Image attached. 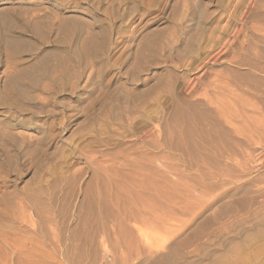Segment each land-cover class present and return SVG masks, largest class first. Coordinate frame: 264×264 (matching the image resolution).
<instances>
[{
    "label": "rangeland",
    "instance_id": "obj_1",
    "mask_svg": "<svg viewBox=\"0 0 264 264\" xmlns=\"http://www.w3.org/2000/svg\"><path fill=\"white\" fill-rule=\"evenodd\" d=\"M0 264H264V0H0Z\"/></svg>",
    "mask_w": 264,
    "mask_h": 264
}]
</instances>
